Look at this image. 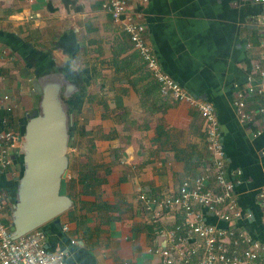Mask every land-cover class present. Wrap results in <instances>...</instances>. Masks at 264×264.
<instances>
[{
  "label": "crops",
  "instance_id": "obj_1",
  "mask_svg": "<svg viewBox=\"0 0 264 264\" xmlns=\"http://www.w3.org/2000/svg\"><path fill=\"white\" fill-rule=\"evenodd\" d=\"M103 2L0 0V129L24 131L38 107V84L60 81L70 129L62 190L73 203L60 215L61 226L49 221L44 228L48 248L65 250L67 264H161L151 252L161 239L138 195L177 192L186 177L203 173L211 161L205 125L190 105L161 95ZM142 12L162 69L215 105L228 168L242 170L238 203L251 214L235 226L264 244L257 201L264 186V130L254 137L256 122H241L233 105L236 85L245 83L252 59L261 55L264 4L150 0ZM261 104L264 99L251 98L248 109ZM14 155L0 173L9 225L23 171L19 149ZM207 220L224 225L212 215Z\"/></svg>",
  "mask_w": 264,
  "mask_h": 264
},
{
  "label": "built area",
  "instance_id": "obj_2",
  "mask_svg": "<svg viewBox=\"0 0 264 264\" xmlns=\"http://www.w3.org/2000/svg\"><path fill=\"white\" fill-rule=\"evenodd\" d=\"M150 0H104L103 9L113 22L128 34L133 48L140 54L147 70L158 82L163 97L185 102L201 116L206 130L207 149L211 161L203 173L188 176L177 192L160 196L140 192L138 197L144 211L161 239L151 249L161 257V264H264V244L248 231L235 226L234 221L250 218L239 206L236 187L242 182V170L228 168L221 124L215 105L187 90L166 73L148 42L142 7ZM264 4V0H252ZM261 55L252 59V69L245 83L236 85L233 105L238 119L257 124L254 137L264 130V104L257 111L248 109L251 98L264 99V33L261 35ZM6 110L12 111L10 96L4 95ZM257 115L259 119H256ZM22 134L11 127L0 129V173L13 163ZM264 155V150L262 151ZM0 192V264H67L66 251L48 248V233L37 228L14 239L11 228L4 222L5 198ZM264 224V186L257 192ZM212 215L223 226L207 220ZM179 216V217H178ZM64 232L68 224H62ZM75 242V240H73Z\"/></svg>",
  "mask_w": 264,
  "mask_h": 264
},
{
  "label": "water",
  "instance_id": "obj_3",
  "mask_svg": "<svg viewBox=\"0 0 264 264\" xmlns=\"http://www.w3.org/2000/svg\"><path fill=\"white\" fill-rule=\"evenodd\" d=\"M37 88L38 107L27 116L19 147L23 171L17 178L11 212L14 239L49 221L61 226L60 215L73 203L62 192L69 167L70 129L67 108L61 98V82L48 81L38 84Z\"/></svg>",
  "mask_w": 264,
  "mask_h": 264
},
{
  "label": "trees",
  "instance_id": "obj_4",
  "mask_svg": "<svg viewBox=\"0 0 264 264\" xmlns=\"http://www.w3.org/2000/svg\"><path fill=\"white\" fill-rule=\"evenodd\" d=\"M20 133L22 134V133H23V130H21ZM62 192H63V190H62ZM4 222H5L7 225L10 224V222H9L8 219H4ZM46 225H47V224H45L44 226H42V227H40V228L44 229V228H46ZM9 226H10V225H9ZM44 230H45V229H44ZM45 231H46V230H45ZM46 232H47V231H46Z\"/></svg>",
  "mask_w": 264,
  "mask_h": 264
}]
</instances>
